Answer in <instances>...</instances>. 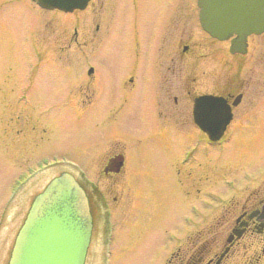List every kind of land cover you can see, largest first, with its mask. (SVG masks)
<instances>
[{
	"label": "rangeland",
	"instance_id": "obj_1",
	"mask_svg": "<svg viewBox=\"0 0 264 264\" xmlns=\"http://www.w3.org/2000/svg\"><path fill=\"white\" fill-rule=\"evenodd\" d=\"M90 8L76 15L55 10L39 13L30 0H0V264L6 262L34 193L60 169L78 178V169L83 170L103 190L96 167L116 135L127 145L125 175L130 190L124 206H114L107 193L101 195L107 203V218L113 219L101 246L105 214L94 193L101 213L85 264H165L191 238L203 240L217 230L223 240L227 225L214 227L222 213L264 186V100L243 117V125L234 126L221 143L209 145L188 141L178 132L160 136L154 128H146L151 114L137 109L143 103L138 92L130 95V106L126 102L113 110L124 98L114 91L112 80L124 70L127 59L120 55L113 60L108 40L96 53L81 56L86 62L67 65V70L44 64L45 56L37 63L30 43L45 46L44 21H50L52 36L65 30L70 33L76 20L78 28L92 23ZM120 34L118 41L126 43V36ZM256 63L262 95L264 49ZM88 66L96 77H72L80 71L86 76ZM76 79L83 80L91 103L83 110H63L56 105L65 80L69 88ZM21 92L25 102L17 101ZM29 111L51 121V130L33 132ZM241 118L237 110L235 122ZM29 170L34 172L28 175ZM18 184L14 194L12 187ZM239 254L236 251L231 262Z\"/></svg>",
	"mask_w": 264,
	"mask_h": 264
},
{
	"label": "flooded vegetation",
	"instance_id": "obj_2",
	"mask_svg": "<svg viewBox=\"0 0 264 264\" xmlns=\"http://www.w3.org/2000/svg\"><path fill=\"white\" fill-rule=\"evenodd\" d=\"M30 1L39 13L51 11L38 6L34 0ZM88 6L91 7L92 23L79 29L76 20L70 33L65 30L52 36L50 21H44V28L48 30L43 37L45 46L42 47L39 41L30 43L37 63L45 56L47 60L44 64L67 70V65L77 66L86 62L82 61L81 56L96 53L108 40L112 59L120 55L127 59L124 70L116 76L117 79L114 77L112 80L114 91L124 98L119 99L123 105L119 102L118 107L112 106L113 110L128 103L130 106V95L138 92L143 103L138 104L137 109L151 114L146 118L145 127L154 128L156 134L163 136L178 132L188 141L216 145L234 126L243 125V117L252 113L264 100V94L261 95L259 90V76L255 74L260 50L264 49V31L245 35L235 32L213 35L200 23L198 0H97L96 3L88 0L83 9L54 10L76 15ZM142 7L146 10H142ZM147 11L153 18L144 14ZM121 32L127 38L126 43L118 41ZM78 73L72 77H96L90 66L86 68V76L81 71ZM84 85L83 80L76 79L68 88L65 80L63 96L56 106L63 110L68 107L78 111L85 109L91 103V96L86 94L88 89ZM202 95L209 97L204 104L222 102L231 113L223 135L215 142L201 128L216 127L210 118L218 115L220 110L202 113V108H199L196 115L195 101ZM17 98V101H24L25 94L21 92ZM237 110L242 117L238 123L235 122ZM196 117L201 120L200 123ZM27 119L33 132L38 129L43 132L51 130L49 125L52 122L45 121L41 116L40 120L33 111H29ZM197 133L198 137L195 138ZM117 138L118 135L109 143L97 163L96 170L103 180V190L91 181L85 171L78 169L80 178L75 176L89 201L91 242L95 239L94 234L97 235V218L101 213L94 193L101 199L104 209L105 216L101 221L105 230L113 219L110 216L107 218V203L103 202L105 197L102 199L101 195H111L117 207L120 203L126 205L125 194H129L130 185L125 175L127 145ZM54 165L65 167L60 163L51 166ZM62 171L66 169L62 168L58 173ZM29 172L28 175H31L34 171ZM19 184L14 186L18 188ZM110 208L112 211L111 205ZM217 223L215 228L228 227V234L223 240L217 230L203 240L197 236L191 238L183 249H175L165 264H264V186L256 195L241 203H233ZM236 251L240 254L231 262Z\"/></svg>",
	"mask_w": 264,
	"mask_h": 264
},
{
	"label": "water",
	"instance_id": "obj_3",
	"mask_svg": "<svg viewBox=\"0 0 264 264\" xmlns=\"http://www.w3.org/2000/svg\"><path fill=\"white\" fill-rule=\"evenodd\" d=\"M37 3L70 11L84 8L87 0H37ZM199 6L201 23L213 35L219 36L221 32L245 35L264 30V0H199ZM203 101L196 105V109L202 108V113L220 110L210 118L216 127H202L216 140L223 133L230 113L222 103ZM91 227L85 192L72 174L62 172L33 198L7 264H84Z\"/></svg>",
	"mask_w": 264,
	"mask_h": 264
}]
</instances>
